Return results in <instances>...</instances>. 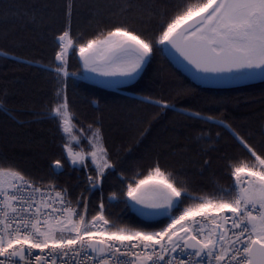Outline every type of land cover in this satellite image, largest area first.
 Returning <instances> with one entry per match:
<instances>
[{"label": "snow or ice", "instance_id": "1", "mask_svg": "<svg viewBox=\"0 0 264 264\" xmlns=\"http://www.w3.org/2000/svg\"><path fill=\"white\" fill-rule=\"evenodd\" d=\"M134 7L129 2L125 10ZM71 10L69 2V18ZM54 40L52 61L41 65L54 79L44 115L67 135L65 157L84 172L85 186L73 200L53 180L37 181L12 163H0V264H264V153L231 124L199 111L185 113L228 131L251 157L229 162L230 186L201 194L159 159L144 172H118L119 159L107 146L100 121L77 128L67 97L70 76L93 74L100 85L120 86L135 80L157 49L186 62L197 79L264 78V0H180L152 35L121 22L90 38L74 37L69 22ZM76 53L81 71L70 73ZM143 100L161 110L175 108L164 98ZM0 110L8 111L2 100ZM204 126L196 131L197 140L221 138V132ZM51 167L61 170L62 161ZM112 173H118L120 185L110 190L109 203L123 200L142 217L164 219L129 226L110 218L103 184Z\"/></svg>", "mask_w": 264, "mask_h": 264}, {"label": "trees", "instance_id": "2", "mask_svg": "<svg viewBox=\"0 0 264 264\" xmlns=\"http://www.w3.org/2000/svg\"><path fill=\"white\" fill-rule=\"evenodd\" d=\"M129 2L135 7L125 10ZM178 3L180 0H0V52L7 53L0 56V100L8 109L0 110V163H12L37 181L53 180L75 200L85 186L84 172L70 165L62 148L66 134L44 115L54 79L41 65L52 61L54 38L69 22L74 37L90 38L121 22L152 35L162 16L171 15ZM69 71H81L78 53L70 57ZM67 97L77 128L100 121L106 144L119 159L118 172L126 176L146 171L159 159L163 167L201 194L217 185L232 184L229 162L249 160L250 154L228 131L190 119L185 114L189 110L226 121L264 153V81L233 88L200 86L160 49L135 82L111 89L70 76ZM144 97L164 98L175 108L161 110L144 102ZM201 126L221 132V138L197 140ZM56 159L63 164L58 171L51 167ZM119 185L118 173L106 176L103 188L110 218L129 226L156 225L164 219L141 217L123 200L109 203L110 190ZM98 195L90 198L89 213L94 211Z\"/></svg>", "mask_w": 264, "mask_h": 264}, {"label": "water", "instance_id": "3", "mask_svg": "<svg viewBox=\"0 0 264 264\" xmlns=\"http://www.w3.org/2000/svg\"><path fill=\"white\" fill-rule=\"evenodd\" d=\"M166 54L169 56V58L172 61V63L175 64L178 69H180L184 74H186L197 85H200V86L201 85H205V86H208V87H211V88L212 87H217V88H223V87L224 88H233V87L244 86V84H253V83L258 82V81H264V78H260L259 76H257L255 79H250V80L228 79V80H222V81H210V80L197 79L196 77L193 76L192 72L189 71V68L186 66V62H181L180 60H178L176 58V56L170 54L167 51H166ZM127 84L128 83L123 84V85H120V86H116V87H107V88H111V89L121 88V87H125ZM135 212L137 213L136 210H135Z\"/></svg>", "mask_w": 264, "mask_h": 264}, {"label": "rangeland", "instance_id": "4", "mask_svg": "<svg viewBox=\"0 0 264 264\" xmlns=\"http://www.w3.org/2000/svg\"><path fill=\"white\" fill-rule=\"evenodd\" d=\"M147 67V64H146V66L144 67V69H143V71L145 70V68ZM142 71V72H143ZM142 72H141V74H142ZM140 74V75H141ZM91 75H93V74H89V78H83V79H85L86 81H88V82H90V83H96V84H98V85H100L99 83H97L94 79H91L90 77H91ZM140 75L135 79V80H133V81H130V82H128V83H131V82H135L139 77H140ZM100 86H103V85H100ZM78 135V134H77ZM67 136V135H66ZM67 139H68V137H67ZM134 209V208H133ZM135 210V209H134ZM158 218H163V217H155L154 219H158ZM153 219V218H152Z\"/></svg>", "mask_w": 264, "mask_h": 264}]
</instances>
